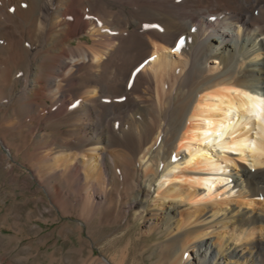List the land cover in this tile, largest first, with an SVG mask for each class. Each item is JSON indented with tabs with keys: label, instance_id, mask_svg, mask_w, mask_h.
Listing matches in <instances>:
<instances>
[{
	"label": "bare ground",
	"instance_id": "6f19581e",
	"mask_svg": "<svg viewBox=\"0 0 264 264\" xmlns=\"http://www.w3.org/2000/svg\"><path fill=\"white\" fill-rule=\"evenodd\" d=\"M0 105L38 202L157 245L84 259L76 227L81 264H264V0H0Z\"/></svg>",
	"mask_w": 264,
	"mask_h": 264
},
{
	"label": "rangeland",
	"instance_id": "374dc122",
	"mask_svg": "<svg viewBox=\"0 0 264 264\" xmlns=\"http://www.w3.org/2000/svg\"><path fill=\"white\" fill-rule=\"evenodd\" d=\"M77 42V40H74L70 44V47L75 46ZM18 68L23 69L22 66ZM18 107L19 106H17L16 108ZM13 112L14 111L12 109V105L10 107L0 105V124H2L4 117L12 118L13 115H15V112ZM17 127H22V124ZM15 136L7 135L6 138L9 141L13 142V144H20L14 146L12 144L11 146L9 145L10 147H4L2 145L0 146V152L4 153L6 157L9 150L13 156V161H11L8 157L3 161L2 157H0V231H2L1 229H3V237L0 236V264H21L19 260L25 259L28 256V262H26V264H38L40 261L42 264H81L76 259V256H74L75 254L73 253V249L75 247L81 246L79 240V232L77 230H72V228L75 229L76 227H82L81 235L83 240H86L85 242L87 243V245L85 244L82 246V257L84 259H87L89 254L88 251L90 249L94 251L93 258L95 259H97L98 257H102L103 253L106 254L108 258L111 256L116 257V255L119 257L120 251L122 250V248L120 250V247L126 246L127 244L125 242L127 241L128 243L130 241L131 243L135 242L139 244L140 247L143 248H140L139 250V252L143 251V255H140L139 253V257L135 258L136 260H142V258H146V256L149 254L148 248H155L157 246L154 243V239L150 236L145 237L142 241H139V238H141V234L143 232V226L141 223H138L137 226H134L130 217L127 220L120 219L117 223L111 224L112 226L110 224H102L97 219H93L91 220V222H89L87 227H83L81 224V220L79 217H77V215H63L58 212L56 208H54L51 204H45L41 201L38 202L36 198L39 197V194L37 193L39 182L34 179V172L30 170L31 163L35 162V160L33 159L32 162H30L34 151V146L30 145L29 147H26L25 150L23 149L26 154H21L19 151L23 147L25 135L18 136L15 134ZM16 138H19L20 140H17ZM21 142H23L22 146H20ZM8 163L13 166V171H11V174L9 175L6 174V172L2 168L3 166H1ZM24 176H28L30 178V181L32 182L29 188H23V186H21L20 184ZM11 180L12 184H8ZM42 195L45 196V198L48 200L46 193H43ZM42 216H49L51 219L57 217V219L56 221L46 223L43 222L44 220L42 219ZM26 220L31 222L28 223L29 225L25 224V226H23V222H26ZM3 226H7L9 228H4ZM133 227L135 228V230ZM21 230L25 232L24 234H29L30 236H32V239H28L27 237H25V239L23 237L22 240H19V245H16V242L14 241H18V239L20 238V235L18 236V238L16 233L22 232ZM35 230L39 231L37 238H33ZM64 230H66V233H64ZM11 238L13 240L16 238L17 239L11 243L9 242ZM38 238H41L42 241L40 242ZM116 238L120 239L117 240ZM116 241H119L120 245H118V242ZM140 242L144 244L142 245ZM144 247L146 248V251ZM22 249L23 251H21ZM37 256L41 259L34 261ZM132 261L133 258L131 257L126 264H132ZM145 263L149 264V261L145 259Z\"/></svg>",
	"mask_w": 264,
	"mask_h": 264
}]
</instances>
